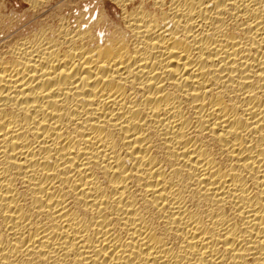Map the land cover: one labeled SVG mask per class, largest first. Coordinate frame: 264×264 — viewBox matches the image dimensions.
<instances>
[{
	"label": "bare ground",
	"instance_id": "obj_1",
	"mask_svg": "<svg viewBox=\"0 0 264 264\" xmlns=\"http://www.w3.org/2000/svg\"><path fill=\"white\" fill-rule=\"evenodd\" d=\"M83 1L0 0V264H264V0Z\"/></svg>",
	"mask_w": 264,
	"mask_h": 264
},
{
	"label": "rangeland",
	"instance_id": "obj_2",
	"mask_svg": "<svg viewBox=\"0 0 264 264\" xmlns=\"http://www.w3.org/2000/svg\"><path fill=\"white\" fill-rule=\"evenodd\" d=\"M10 1V2H9ZM86 4H85V3ZM89 2H92V4L90 5V7L91 6H93L95 3H97L98 2V0H84L82 3H81V6H86L84 9L85 10H87L88 9V4H89ZM106 3H107V10H109L112 14H115V7L113 6V4H111V3H109L108 1H106ZM83 4V5H82ZM21 5H20V0H8V8H9V11H11V10H15L16 11V16L18 15H20L22 12H24V10H25V7H20ZM87 8V9H86Z\"/></svg>",
	"mask_w": 264,
	"mask_h": 264
}]
</instances>
